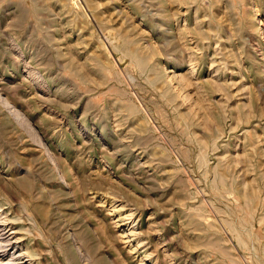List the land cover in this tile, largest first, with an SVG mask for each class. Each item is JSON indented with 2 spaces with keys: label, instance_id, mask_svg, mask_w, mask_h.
Here are the masks:
<instances>
[{
  "label": "rangeland",
  "instance_id": "1",
  "mask_svg": "<svg viewBox=\"0 0 264 264\" xmlns=\"http://www.w3.org/2000/svg\"><path fill=\"white\" fill-rule=\"evenodd\" d=\"M0 238L264 264V0H0Z\"/></svg>",
  "mask_w": 264,
  "mask_h": 264
},
{
  "label": "bare ground",
  "instance_id": "2",
  "mask_svg": "<svg viewBox=\"0 0 264 264\" xmlns=\"http://www.w3.org/2000/svg\"><path fill=\"white\" fill-rule=\"evenodd\" d=\"M131 55H133L135 58L137 57L136 54H134V53H132V52H131ZM136 59H137V58H136ZM138 60H140V59H138ZM140 61H141V60H140ZM213 83H214V82H213ZM2 211H3V210H2ZM7 241H8V240H7ZM7 241L5 240L4 243L7 242ZM8 242H9V241H8ZM1 248H3V239L0 238V250H1ZM11 254H12V253H11ZM13 255H14V254H13ZM7 260H8V259H7ZM14 260H15V259H14ZM0 262H1V261H0ZM3 262H4V261H3ZM1 263H2V262H1ZM5 263H6V262H5ZM2 264H3V263H2ZM9 264H10V263H9Z\"/></svg>",
  "mask_w": 264,
  "mask_h": 264
}]
</instances>
